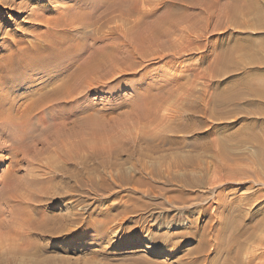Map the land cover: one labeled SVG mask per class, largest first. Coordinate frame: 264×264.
Instances as JSON below:
<instances>
[{"label": "rangeland", "instance_id": "obj_1", "mask_svg": "<svg viewBox=\"0 0 264 264\" xmlns=\"http://www.w3.org/2000/svg\"><path fill=\"white\" fill-rule=\"evenodd\" d=\"M76 1L14 0L21 9L1 10L0 60L16 34L34 41V11L54 23ZM151 1L163 5L148 24L167 33L177 23L179 44L162 38L152 55L141 47L147 57L109 82L111 91L85 94L84 112L58 110L72 116L66 123L93 117L103 148L83 150L79 192L65 186L76 168L49 154L60 178L49 185L48 211L67 218L69 234L13 247L0 237V264H264V0ZM64 121L49 123L63 132ZM10 156L0 153V179L11 176ZM62 190L71 194L64 202Z\"/></svg>", "mask_w": 264, "mask_h": 264}, {"label": "bare ground", "instance_id": "obj_2", "mask_svg": "<svg viewBox=\"0 0 264 264\" xmlns=\"http://www.w3.org/2000/svg\"><path fill=\"white\" fill-rule=\"evenodd\" d=\"M42 2L43 0H25L29 5ZM152 2L77 0L73 8L61 11L58 21L54 23L34 11L37 23L34 25L37 29L34 32V41L26 42L25 39L24 44L25 35L17 39L16 34L2 44L7 54L0 60V153L7 152L15 159L12 161L14 169L11 176L8 179H0V203L6 205V208L3 206L4 211L0 208L2 242H7L13 247L18 240H31L34 235L63 237L69 234L65 226L67 218L48 211L53 203L49 196V185L60 178L49 154L54 151L64 161L65 168H76V174L70 175L69 178L65 173V186L71 187V183H74L73 190L79 192L83 184L80 168L83 150L95 154L98 149L103 148L99 145L100 132L94 118L92 117V121H83L79 116L84 112L81 103L86 98L85 94L98 89L111 91L108 83L117 75L134 69L137 60L147 57L145 53L150 51L151 55L154 54L151 49L153 46L160 49L164 44L161 43L162 38H168V43H173V46L177 43L172 41L178 26L173 20L171 21L174 24L171 23V29L167 33L155 25L148 24L150 15L163 5ZM22 6L16 5L14 0H0V14L3 13L1 10L21 9ZM24 9L20 11L24 12ZM148 25L154 30L150 32ZM42 26L45 28L41 29ZM2 32L0 29V34ZM185 39L188 50L192 42L189 33ZM149 45L148 52L141 51V47ZM158 54L157 58H164L165 54ZM167 63L175 65L178 58L174 56ZM45 71L49 74L40 77ZM187 72L191 77L198 75L193 67L187 68ZM259 97L263 100L264 108V95ZM70 104L75 114L79 115L76 120L66 123L72 116L56 114L59 109H64ZM44 112L46 115L38 116ZM56 118L66 120L63 132L54 131V126L49 123ZM261 121L264 122L263 119ZM67 125H70L69 128H66ZM260 144L262 155L264 140ZM69 195V190H62L59 199L67 201ZM6 210L7 220H3L1 216ZM73 217L76 228L81 224V216L79 213H73ZM153 221L157 223L158 218L153 216ZM185 223L187 224L188 220H183V225ZM217 245L221 246L218 240Z\"/></svg>", "mask_w": 264, "mask_h": 264}]
</instances>
